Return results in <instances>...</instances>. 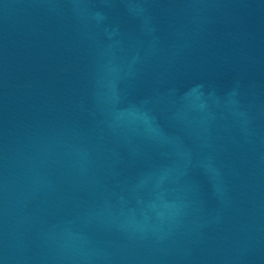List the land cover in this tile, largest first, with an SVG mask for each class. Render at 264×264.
Here are the masks:
<instances>
[{"label": "water", "instance_id": "water-1", "mask_svg": "<svg viewBox=\"0 0 264 264\" xmlns=\"http://www.w3.org/2000/svg\"><path fill=\"white\" fill-rule=\"evenodd\" d=\"M0 264H264V0H0Z\"/></svg>", "mask_w": 264, "mask_h": 264}]
</instances>
